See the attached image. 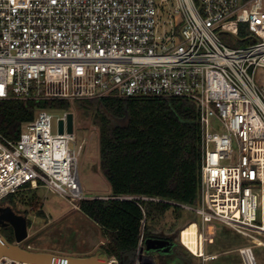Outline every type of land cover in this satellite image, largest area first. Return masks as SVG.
Masks as SVG:
<instances>
[{"label":"built area","instance_id":"1","mask_svg":"<svg viewBox=\"0 0 264 264\" xmlns=\"http://www.w3.org/2000/svg\"><path fill=\"white\" fill-rule=\"evenodd\" d=\"M174 3L172 10L169 0H0V101H191L201 128L202 191L199 206H182L264 246L256 237L264 236V0ZM222 33L250 42L231 48ZM67 117H60L63 134L60 119L55 133L43 108L22 124L18 139L0 133V205L25 187L49 189L77 209L91 198ZM192 226L196 253L184 242ZM178 240L207 258L198 223L182 228ZM145 241L139 240L134 264H155L141 251ZM108 261L120 264L115 256ZM0 264L22 263L3 256Z\"/></svg>","mask_w":264,"mask_h":264},{"label":"trees","instance_id":"2","mask_svg":"<svg viewBox=\"0 0 264 264\" xmlns=\"http://www.w3.org/2000/svg\"><path fill=\"white\" fill-rule=\"evenodd\" d=\"M75 101L79 108L95 111L100 170L112 189L110 198H89L79 204L105 231L108 242L103 251L124 264H134L141 237L168 239L174 246L159 264H166L168 257L193 264L198 257L180 244L176 224L171 236L158 234L157 225L170 211L181 217L179 205L197 207L201 202V128L196 105L183 98L157 97ZM42 107L66 111L71 101L49 100L41 105V101L1 100L0 133L18 139L22 124L34 120ZM13 201L14 194L3 200Z\"/></svg>","mask_w":264,"mask_h":264},{"label":"rangeland","instance_id":"3","mask_svg":"<svg viewBox=\"0 0 264 264\" xmlns=\"http://www.w3.org/2000/svg\"><path fill=\"white\" fill-rule=\"evenodd\" d=\"M172 10L175 8L174 0H169ZM163 19L169 17L168 6H164ZM222 41L231 48H242L250 41H239L230 34L222 33ZM49 100H42L45 105ZM53 116V131L57 132L58 120L64 114L74 115V140L72 147L80 151L78 157L79 176L82 187L87 196L91 198L112 196L111 185L100 170L99 128L94 123L95 111L79 108L76 101H71L69 110L62 111L54 108H45ZM219 131H221L219 129ZM234 156H238V149L234 147ZM227 163V162H224ZM3 207L10 206L17 214L28 218L29 237L22 243L23 248L32 246L33 251L53 253L57 256L83 257L87 249L97 245V249L104 250L108 242L107 235L101 225L88 217L82 210L60 195L46 188L25 187L14 194L13 203L3 202ZM183 210L181 217L173 211L163 218L157 225L158 234L171 236L173 224H176V237L179 231L192 221H196L205 237V255L211 259L207 264H245L242 249L251 248L257 264H264V246L258 245L256 240L245 237L224 223L213 220L203 222L196 211L179 205ZM46 213L55 221L48 223L40 216ZM0 233L10 242L17 239L12 226L0 224ZM264 243V236H256ZM213 257V258H212ZM218 258V259H216ZM215 259V260H214ZM202 264L201 259H197Z\"/></svg>","mask_w":264,"mask_h":264},{"label":"water","instance_id":"4","mask_svg":"<svg viewBox=\"0 0 264 264\" xmlns=\"http://www.w3.org/2000/svg\"><path fill=\"white\" fill-rule=\"evenodd\" d=\"M64 120H59V133L65 131ZM67 130L70 134L74 132V115L68 114ZM0 224L12 226L15 231L16 243H10L0 233V257L6 256L20 262H32L37 264H109L108 254L100 250L89 257L57 256L52 253L30 251L23 248L22 243L29 237L28 218L17 214L10 206L0 208ZM173 244L168 239L149 238L141 248L142 252L150 255L154 262L155 255H165L170 253ZM120 264H124L120 261Z\"/></svg>","mask_w":264,"mask_h":264},{"label":"bare ground","instance_id":"5","mask_svg":"<svg viewBox=\"0 0 264 264\" xmlns=\"http://www.w3.org/2000/svg\"><path fill=\"white\" fill-rule=\"evenodd\" d=\"M184 242L196 253L197 249V237L195 226H192L184 233ZM242 257L245 264H257L255 256L251 248L242 249ZM22 264H37L32 262H21Z\"/></svg>","mask_w":264,"mask_h":264},{"label":"crops","instance_id":"6","mask_svg":"<svg viewBox=\"0 0 264 264\" xmlns=\"http://www.w3.org/2000/svg\"><path fill=\"white\" fill-rule=\"evenodd\" d=\"M97 198H104V197H97ZM80 210V209H79ZM44 218L47 219L48 223L51 222V221H55V218L53 217H49L45 212L43 213V215H40ZM29 226L31 225L30 223H28ZM30 233V232H29ZM98 244L94 245L92 248H89L87 249L88 251H86V253H88L89 255H85L83 257H89V256H92L94 254H96L99 250L96 248ZM174 246V244H173ZM172 246V248H173ZM172 248L170 249V253L172 251ZM40 252H43V251H40ZM169 253V254H170ZM53 254V253H52ZM169 254H165V255H169ZM159 255V254H158ZM158 255H155V259H154V263L155 264H159V260H160V257ZM163 257V256H162ZM197 259H201L202 260V264H207L208 261H210V257L207 256L206 259H203V258H195L193 259V264H200L199 261ZM218 259V258H216ZM215 260V259H214ZM166 264H184L183 262H181L180 260H174V259H171V258H166Z\"/></svg>","mask_w":264,"mask_h":264},{"label":"flooded vegetation","instance_id":"7","mask_svg":"<svg viewBox=\"0 0 264 264\" xmlns=\"http://www.w3.org/2000/svg\"><path fill=\"white\" fill-rule=\"evenodd\" d=\"M3 207L2 205H0V208ZM172 243V242H171ZM173 244V243H172ZM159 257H162V256H168V255H158Z\"/></svg>","mask_w":264,"mask_h":264}]
</instances>
